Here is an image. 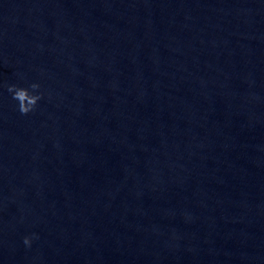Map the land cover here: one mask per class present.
Listing matches in <instances>:
<instances>
[{
    "label": "water",
    "instance_id": "95a60500",
    "mask_svg": "<svg viewBox=\"0 0 264 264\" xmlns=\"http://www.w3.org/2000/svg\"><path fill=\"white\" fill-rule=\"evenodd\" d=\"M0 264H264V0H0Z\"/></svg>",
    "mask_w": 264,
    "mask_h": 264
},
{
    "label": "clouds",
    "instance_id": "9594fccd",
    "mask_svg": "<svg viewBox=\"0 0 264 264\" xmlns=\"http://www.w3.org/2000/svg\"><path fill=\"white\" fill-rule=\"evenodd\" d=\"M40 88L38 83H31L28 87H22L15 84L7 85V90L12 95V99L17 102V110L21 114H28L34 111L38 101L42 98L43 93L37 91ZM35 235V234H33ZM23 243L26 246H30L31 238L25 236Z\"/></svg>",
    "mask_w": 264,
    "mask_h": 264
}]
</instances>
